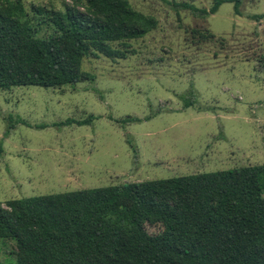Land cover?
Returning <instances> with one entry per match:
<instances>
[{
    "label": "rangeland",
    "instance_id": "374dc122",
    "mask_svg": "<svg viewBox=\"0 0 264 264\" xmlns=\"http://www.w3.org/2000/svg\"><path fill=\"white\" fill-rule=\"evenodd\" d=\"M76 1L22 0L38 37ZM129 2L159 27L114 45L122 58H86L94 80L0 89V204L264 164V17L254 19L264 0H243L240 16L226 3L207 19L173 3L209 10L213 0ZM15 251L0 240V264H17Z\"/></svg>",
    "mask_w": 264,
    "mask_h": 264
},
{
    "label": "trees",
    "instance_id": "16d2710c",
    "mask_svg": "<svg viewBox=\"0 0 264 264\" xmlns=\"http://www.w3.org/2000/svg\"><path fill=\"white\" fill-rule=\"evenodd\" d=\"M75 3L53 11L54 33L38 37L22 0L4 1L1 90L92 81L83 71L86 58H122L114 45L129 48L159 27L129 0ZM226 3L242 15L243 0H213L209 10L187 2L173 7L207 19ZM0 240L14 242L17 264H264V164L11 200L0 204Z\"/></svg>",
    "mask_w": 264,
    "mask_h": 264
}]
</instances>
